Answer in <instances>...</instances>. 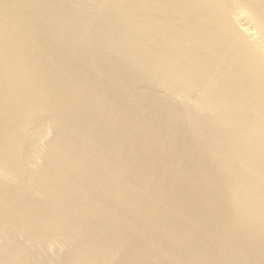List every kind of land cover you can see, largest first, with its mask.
<instances>
[{"label": "bare ground", "instance_id": "6f19581e", "mask_svg": "<svg viewBox=\"0 0 264 264\" xmlns=\"http://www.w3.org/2000/svg\"><path fill=\"white\" fill-rule=\"evenodd\" d=\"M0 264H264V0H0Z\"/></svg>", "mask_w": 264, "mask_h": 264}]
</instances>
